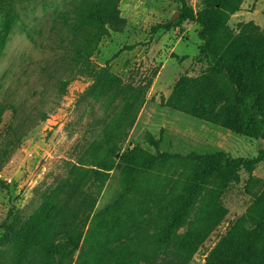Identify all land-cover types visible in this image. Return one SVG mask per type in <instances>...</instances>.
<instances>
[{"label":"trees","instance_id":"16d2710c","mask_svg":"<svg viewBox=\"0 0 264 264\" xmlns=\"http://www.w3.org/2000/svg\"><path fill=\"white\" fill-rule=\"evenodd\" d=\"M34 1L0 0V49L20 18L22 3ZM119 1L80 0L69 25L74 35L80 31L81 35L65 60L70 77L54 83L58 96L66 92L82 60L98 50L101 38L124 30L127 20L120 15ZM174 1L178 4L174 24L197 25L198 50L208 66L198 75H182L163 105L258 139L262 147L255 156L229 157L224 151L181 155L160 150V138L146 132L145 140L155 152L139 146L121 151L144 102V87H135L117 112L107 109L98 133L80 147L77 164L44 194L37 209L20 226L0 224L13 243L10 264H188L226 216L221 196L240 181L239 171L248 174L249 182L255 179L254 169L264 163V31L253 20L239 22L236 29L229 26L240 0H214L197 10L187 0ZM171 27L157 24L153 31ZM108 70L106 61L82 96L104 100L109 108L116 93L105 81ZM4 111L0 108V121ZM12 114L17 116L15 106ZM47 115L41 112L40 119ZM9 130L19 143L24 127ZM164 156L183 167L167 191L153 176ZM116 168L121 171V191L94 212L103 183ZM0 187L8 185L0 182ZM148 201L155 207V217L143 225L138 215ZM84 234L89 242L81 251ZM204 264H264V182L207 252Z\"/></svg>","mask_w":264,"mask_h":264},{"label":"rangeland","instance_id":"374dc122","mask_svg":"<svg viewBox=\"0 0 264 264\" xmlns=\"http://www.w3.org/2000/svg\"><path fill=\"white\" fill-rule=\"evenodd\" d=\"M80 0H36L22 3L20 18L0 49V224L5 221L20 226L39 206L44 194L57 180L67 175L82 146L98 133L100 118L117 112L135 87H144V102L121 144V151L133 146L150 152L145 140L151 132L160 138V150L185 155L224 151L229 157L255 156L262 141L245 137L194 116L163 105L182 75H198L208 60L198 50L197 25L183 21L178 25V4L174 0H120V15L127 24L122 32L104 35L98 50L82 60L66 92L58 96L56 79H67L66 57L78 41L70 22L79 10ZM195 9L211 6L214 0H187ZM253 20L264 31V0H240L231 15L229 26ZM169 29L153 31L157 24ZM73 24V23H72ZM106 61L109 70L105 81L116 93L109 106L82 93L93 83ZM15 106L17 116L12 114ZM41 112H47L41 120ZM109 114V113H108ZM9 126L24 127L19 143H14ZM83 149V148H82ZM79 164V163H78ZM91 167V165H85ZM182 165L169 156L153 176L167 191L178 178ZM240 181L230 185L221 202L228 212L208 236L188 264H204V257L240 216L264 182V163L257 164L254 180L239 171ZM121 191V171L109 172L98 194L94 212L113 201ZM155 217V207L147 202L138 220L144 225ZM84 234L81 251L88 247ZM78 250L75 257L80 252ZM13 243L0 228V264H10Z\"/></svg>","mask_w":264,"mask_h":264},{"label":"water","instance_id":"95a60500","mask_svg":"<svg viewBox=\"0 0 264 264\" xmlns=\"http://www.w3.org/2000/svg\"><path fill=\"white\" fill-rule=\"evenodd\" d=\"M177 15H178V13H177Z\"/></svg>","mask_w":264,"mask_h":264}]
</instances>
